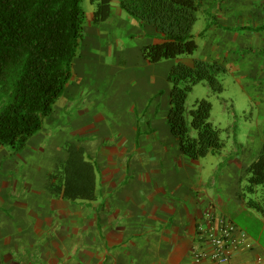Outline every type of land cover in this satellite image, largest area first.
Instances as JSON below:
<instances>
[{
	"label": "crops",
	"instance_id": "1",
	"mask_svg": "<svg viewBox=\"0 0 264 264\" xmlns=\"http://www.w3.org/2000/svg\"><path fill=\"white\" fill-rule=\"evenodd\" d=\"M198 1V16L204 12L209 22L192 34L204 37L208 46L214 38L223 50L225 42L234 39V27L245 30L254 22H259L252 27L256 30L264 26V8L249 5L250 0ZM135 22V34L145 42L140 50L145 61L142 49L161 39L151 26ZM261 35L264 38V31ZM249 37L262 40L257 34ZM261 44L264 46V40ZM67 90L64 104L26 146L45 150L40 169L42 188L28 204L38 216L31 229L38 228L46 237L48 255L0 256V264H192L198 227L205 225L206 212L232 223L236 233H244L250 244V248L234 251L226 264H264V226L253 237L226 213L230 208L249 214L240 197L242 182L262 151V135L255 142L234 141L232 150L223 148L215 156L218 160L205 164L184 156L168 122L166 126L151 110L144 113L141 126L137 121L109 137L117 146L107 145L88 119L93 108L81 107H89L90 97L82 96L77 86ZM127 106L116 110L122 112ZM133 115L137 118L136 110ZM68 144L82 148L85 161L93 165L94 200L68 201L50 189V176L64 165ZM204 248L211 254L209 246ZM204 264L214 263L207 260Z\"/></svg>",
	"mask_w": 264,
	"mask_h": 264
},
{
	"label": "trees",
	"instance_id": "2",
	"mask_svg": "<svg viewBox=\"0 0 264 264\" xmlns=\"http://www.w3.org/2000/svg\"><path fill=\"white\" fill-rule=\"evenodd\" d=\"M118 1L123 13L160 36L161 42L142 49L146 62L179 60L197 51L192 33L198 0ZM111 2L90 0L95 5L94 24L110 18ZM83 25L81 0H0V151L20 154L42 130L72 77ZM225 73L221 63L202 59H193L191 65L179 61L169 72L167 122L181 153L190 160L217 154L224 147L220 131L210 121L211 103L202 99L188 108L186 101L199 83L221 93L219 76ZM262 138V151L247 169L240 197L248 209L264 216V127ZM66 153L61 170L50 176V189L64 200H94L93 165L85 161L82 148L68 144Z\"/></svg>",
	"mask_w": 264,
	"mask_h": 264
},
{
	"label": "rangeland",
	"instance_id": "3",
	"mask_svg": "<svg viewBox=\"0 0 264 264\" xmlns=\"http://www.w3.org/2000/svg\"><path fill=\"white\" fill-rule=\"evenodd\" d=\"M250 1L249 5L255 3L257 9L264 8V0ZM81 9L84 13L83 37L72 66V77L63 95L55 102L52 114L64 104L63 96L68 87L77 86L82 96L90 97V102H87L89 107H81L88 110L93 108L94 112L88 117L93 131H98L100 137L106 139L103 141L107 145L111 143L117 146L109 137L116 135L118 129L135 126L137 121L141 126L144 113L148 115L151 110L156 111L157 119L163 120L167 126L171 89L168 76L171 68L179 61L191 65L193 59H202L217 61L226 68V73L219 76L223 91L212 93L205 83H199L188 94L187 107L191 108L202 99L211 103L210 121L220 131L223 148L228 151L234 148V141L238 139L255 142L262 135L264 46L261 43L264 38L261 34L264 26L257 30L252 28L259 22H254L246 30L232 26L236 41L227 40L223 50L215 44L214 38L212 45L208 46L204 37L194 36L197 51L193 55L150 64L141 58L140 50L145 42L143 37L135 34L137 23L121 11L118 0H112L110 18L100 24L92 21L95 5L90 0H81ZM207 17L204 12L200 13L193 29L194 35L206 27L209 22ZM220 33L230 36V33ZM249 34L262 37L261 41L257 39L258 46L257 40L249 37ZM95 103L97 110L94 109ZM123 104H128L127 110H116ZM133 110H136L137 118ZM27 148L17 155H13L9 149L0 151V256L48 255L46 237L41 236L38 228L31 229L33 224H37L38 216L28 204L34 193L42 188L40 169L45 150L30 147L26 151ZM215 156L217 154L200 159L206 164L218 160ZM242 184L243 188L245 181ZM260 196L261 193L256 198ZM226 213L253 237H257L264 226V216L253 210H249L248 214L226 208ZM261 243L264 245V236Z\"/></svg>",
	"mask_w": 264,
	"mask_h": 264
},
{
	"label": "built area",
	"instance_id": "4",
	"mask_svg": "<svg viewBox=\"0 0 264 264\" xmlns=\"http://www.w3.org/2000/svg\"><path fill=\"white\" fill-rule=\"evenodd\" d=\"M204 220L205 225L198 227L192 264H204L207 260L214 264H226L234 251L240 247L250 248L246 235L237 234L235 226L229 221L217 219L210 212H206ZM206 245L211 248V254L206 253Z\"/></svg>",
	"mask_w": 264,
	"mask_h": 264
}]
</instances>
